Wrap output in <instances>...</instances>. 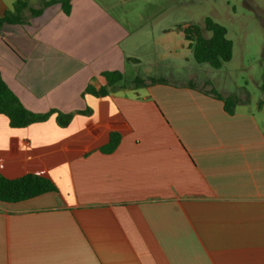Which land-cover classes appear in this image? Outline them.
Segmentation results:
<instances>
[{
	"label": "crops",
	"instance_id": "1",
	"mask_svg": "<svg viewBox=\"0 0 264 264\" xmlns=\"http://www.w3.org/2000/svg\"><path fill=\"white\" fill-rule=\"evenodd\" d=\"M15 1L0 0V17ZM26 17L0 26V77L30 111L74 116L12 127L0 114V172L57 186L0 201V264H264V96H240L229 114L209 93H233L226 83L151 75L164 48L142 55L99 0ZM108 70L123 72L121 87L83 95ZM112 132L121 140L105 152Z\"/></svg>",
	"mask_w": 264,
	"mask_h": 264
},
{
	"label": "rangeland",
	"instance_id": "2",
	"mask_svg": "<svg viewBox=\"0 0 264 264\" xmlns=\"http://www.w3.org/2000/svg\"><path fill=\"white\" fill-rule=\"evenodd\" d=\"M99 2L121 17L126 28L138 37L137 47L142 55L151 59L155 54V58H158L157 51L164 48V55H161L165 56L164 61L151 68V75L180 81L192 78L195 73L202 79L211 78L220 90L222 84L226 83L233 93L245 99L248 97L252 103L260 102V98L264 96L261 88L264 82V0ZM208 17L225 26L227 37L233 41V57L220 69L197 63L192 49L188 47L189 42L182 33L175 30L178 25L193 23L201 26L204 34L210 37L212 32L205 29ZM166 29L171 31L166 32ZM184 55L189 59L185 60ZM147 66L149 65L138 67V73L144 72ZM127 76L130 77L131 73L128 72Z\"/></svg>",
	"mask_w": 264,
	"mask_h": 264
},
{
	"label": "trees",
	"instance_id": "3",
	"mask_svg": "<svg viewBox=\"0 0 264 264\" xmlns=\"http://www.w3.org/2000/svg\"><path fill=\"white\" fill-rule=\"evenodd\" d=\"M41 7L33 8L30 0H16L11 9H8L0 17V26L4 23H24L27 21L26 12L29 11L32 17L40 16L44 9L53 4H60L61 10L66 15H70L73 0H41ZM178 31L184 33L185 39L189 42L193 57L199 64H208L215 69H220L233 57V41L227 37V28L208 17L205 29L212 32L210 37L204 34V29L193 23L178 25ZM103 77L107 80L106 85L96 86L90 83L83 92L102 97L107 96L124 81V74L119 70L104 71ZM163 78H151L150 82H165ZM135 85L145 84L146 80L136 77L133 81ZM194 86V84H191ZM264 93V82L261 86ZM213 96L219 98L224 103L225 111L229 114L235 112L238 104L243 99L235 93L224 95L215 89L209 91ZM264 100V99H263ZM263 100L260 101L262 104ZM0 114L6 115L12 127H25L35 122L47 120L51 115L56 114L60 125L66 126L74 116V113H63L57 109H51L45 113H35L27 109L19 97L13 92L2 77H0ZM121 135L112 132L110 142L102 148L105 152H112L118 146ZM57 191V186L49 178L26 174L18 178H7L0 172V201L18 202L39 196L41 194Z\"/></svg>",
	"mask_w": 264,
	"mask_h": 264
}]
</instances>
